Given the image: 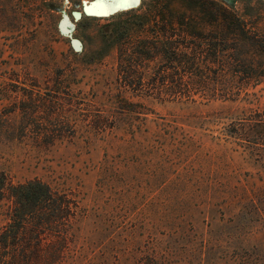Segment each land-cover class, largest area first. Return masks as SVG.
<instances>
[{"label": "rangeland", "instance_id": "rangeland-1", "mask_svg": "<svg viewBox=\"0 0 264 264\" xmlns=\"http://www.w3.org/2000/svg\"><path fill=\"white\" fill-rule=\"evenodd\" d=\"M96 2L0 0V232L7 189L31 181L65 196L71 214L40 247L21 231L10 253L38 249L42 264H264V79L222 82L235 85L229 98L195 83L179 96L161 64L132 70L119 55L147 35L123 23L132 8L194 13L207 35L215 24L202 11L219 4L264 35V0H139L101 16L87 11Z\"/></svg>", "mask_w": 264, "mask_h": 264}, {"label": "trees", "instance_id": "trees-1", "mask_svg": "<svg viewBox=\"0 0 264 264\" xmlns=\"http://www.w3.org/2000/svg\"><path fill=\"white\" fill-rule=\"evenodd\" d=\"M211 6L212 8L206 12L202 11L205 15H209L215 24L213 33L209 32L207 35H204L205 31L202 29H195L194 13H190L188 17H178L171 10H167L165 14V10L158 9L156 5L153 14L140 11L138 9L140 6L132 8L124 14L128 17L123 23L127 26L132 24V33L144 32L147 35L143 40L133 41L132 39L131 47H127L125 43L121 45L119 53L121 60H132V70L142 67L141 60L161 64V81L167 78L171 83L182 86L184 89L178 90L179 96L190 93L189 85L193 83L201 85L202 90L213 84V93L216 97H221L220 94H223L229 98L235 85L243 89V86H249L252 81L263 82L264 58L256 53L261 52L264 35L247 26L245 21L223 5ZM189 11L193 12L191 9ZM130 22L132 23L128 24ZM152 22L156 28L144 30L146 24ZM174 22L178 24L177 28H173ZM126 25L121 28L125 29ZM231 41H235L238 46L251 47L255 50V55L247 59L231 57L228 53V44ZM208 54L209 57H207ZM181 71L184 74L181 75ZM157 74H160V70H155L152 75L155 77ZM141 75H135L138 83L143 78ZM224 81L227 83L231 81L235 85L228 87L226 84L224 89L219 91L217 87ZM169 92L175 94L172 90ZM203 95L209 94L204 92ZM7 192L12 206L7 213L8 223L0 232V264L46 262L38 249L11 254V240L21 231H31V234L35 236V245L40 247V236L50 225L58 224L60 228L65 227L71 215L69 201L65 196L58 195L49 186L39 181L12 186L7 189ZM58 257L61 263V252Z\"/></svg>", "mask_w": 264, "mask_h": 264}, {"label": "bare ground", "instance_id": "bare-ground-1", "mask_svg": "<svg viewBox=\"0 0 264 264\" xmlns=\"http://www.w3.org/2000/svg\"><path fill=\"white\" fill-rule=\"evenodd\" d=\"M97 1H100V0H97ZM111 7L112 8L113 7L120 8V7H125V6L107 4V3H104L102 0V2H96V3L92 4L90 7L87 8V11L90 13H93L94 15H100L101 16L102 14H106V11L108 10V8H111ZM116 8L114 10H117Z\"/></svg>", "mask_w": 264, "mask_h": 264}, {"label": "snow or ice", "instance_id": "snow-or-ice-1", "mask_svg": "<svg viewBox=\"0 0 264 264\" xmlns=\"http://www.w3.org/2000/svg\"><path fill=\"white\" fill-rule=\"evenodd\" d=\"M109 2L113 5L127 6L129 2L132 4H138L139 0H109Z\"/></svg>", "mask_w": 264, "mask_h": 264}, {"label": "water", "instance_id": "water-1", "mask_svg": "<svg viewBox=\"0 0 264 264\" xmlns=\"http://www.w3.org/2000/svg\"><path fill=\"white\" fill-rule=\"evenodd\" d=\"M87 8H88V7H87ZM85 12L87 13L86 9H85ZM72 45H73V47L76 48V49H79V47H80V44H79L76 40H73V41H72Z\"/></svg>", "mask_w": 264, "mask_h": 264}]
</instances>
